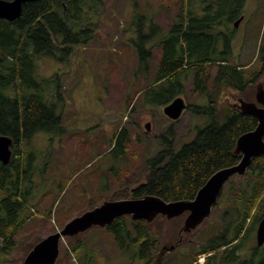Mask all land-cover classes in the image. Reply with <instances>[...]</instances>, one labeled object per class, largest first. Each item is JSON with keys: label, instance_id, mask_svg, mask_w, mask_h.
<instances>
[{"label": "trees", "instance_id": "1", "mask_svg": "<svg viewBox=\"0 0 264 264\" xmlns=\"http://www.w3.org/2000/svg\"><path fill=\"white\" fill-rule=\"evenodd\" d=\"M100 4V0H33L22 5L18 18L0 19V134L13 140L10 160L6 164L0 161V253L7 254L16 247L17 234L31 219L38 202L32 177L40 170L37 152L24 143L37 131H65L55 105L49 102L56 83L52 85L51 78L38 77L37 58L54 55L57 50L69 53L72 46L88 43L97 33L98 22H93L92 17L99 14ZM243 4L244 0H184L168 29L160 26L163 36L152 44L161 51L156 72L137 95L144 96V103L164 106L182 96L185 82L192 76L193 90L206 96L208 103L199 105L182 97L187 109L208 115L210 122L176 153L172 140L164 138L163 148L145 161L146 181L123 192V198L154 194L165 201L192 199L211 174L239 161L241 155L234 153L236 139L252 130L257 120L232 103L220 111L219 91L230 87L245 100H254L255 84L264 71V44L254 61L259 68H254L255 64L230 61L233 31L225 29L231 24L234 27ZM89 8H93L94 15ZM148 22L160 30L153 18ZM137 32H144L142 26L137 27ZM150 55L149 50L147 58L139 54V62H143L145 68ZM211 64L217 66L212 76L214 90L209 91ZM145 68L143 71L147 70ZM128 140L129 133L122 126L112 138L110 153L114 159L125 156ZM221 197L228 203L220 215L218 227L221 230L194 249L189 264L201 253H211L204 263L211 264L219 252L223 263H243L239 250L252 237L264 211V153L251 159L244 174H234L225 182ZM217 202L213 208L218 207ZM185 214L173 219L157 216L150 223L143 218L134 220L123 215L104 228L120 246L132 244L138 248L139 264H161L160 258L154 255L160 239L166 244L174 243L175 248L190 242L187 240L189 232L182 236L183 231H180ZM73 237L66 236L69 241ZM41 238L23 243L21 262ZM84 247L85 242L78 240L73 250ZM262 255L258 264H264V252ZM59 261L58 256L56 264Z\"/></svg>", "mask_w": 264, "mask_h": 264}, {"label": "rangeland", "instance_id": "2", "mask_svg": "<svg viewBox=\"0 0 264 264\" xmlns=\"http://www.w3.org/2000/svg\"><path fill=\"white\" fill-rule=\"evenodd\" d=\"M183 1L100 0L98 15L89 8L98 25L88 43L72 46L69 53L57 50L54 55L37 58L38 77L51 78L52 85L56 83L49 102L55 105L65 131H37L24 143L37 152L40 170L32 177L38 202L31 219L17 234L16 247L7 254L0 253V264H20L24 242L61 229L72 217L104 200L123 198V192L146 181L145 161L163 148L164 138L172 140L176 153L210 122L208 115L187 108L178 119H170L163 113V105L144 103V96L137 95L153 78L160 59V47L152 44L163 36L162 28L168 29L172 24ZM240 17L237 26L231 24L225 29L233 31L230 61L259 68L254 61L264 44V0H244ZM149 18L160 30L149 24ZM138 26H142L143 33L137 32ZM148 31L150 34H146ZM148 50L151 57L143 71L139 54L147 58ZM208 68L211 73L207 87L212 91L216 64ZM261 75L259 82L264 84V71ZM182 96L199 105L208 103L206 96L193 90L192 76L185 82ZM240 97L236 90L223 87L218 95L219 110L228 103H237ZM122 126L129 133L126 153L114 159L110 153L112 138ZM217 201L218 207L213 206L204 222L187 235L189 243L175 248L174 243L159 240L154 255L161 264H189L194 249L219 233L220 215L228 203L225 197H218ZM78 240H83L85 247L74 251ZM254 243L255 239L249 238L241 251ZM171 245L174 247L169 248ZM239 255L242 264H249L250 260ZM59 259V264L140 263L136 246H120L110 231L97 225L70 241L63 237ZM256 261L251 260V264H258ZM211 264L226 263L221 256Z\"/></svg>", "mask_w": 264, "mask_h": 264}, {"label": "water", "instance_id": "3", "mask_svg": "<svg viewBox=\"0 0 264 264\" xmlns=\"http://www.w3.org/2000/svg\"><path fill=\"white\" fill-rule=\"evenodd\" d=\"M28 1L33 0H0V19L18 18L22 5ZM63 15H65V5ZM240 19L241 17L235 20L234 26L238 25ZM232 104L241 112L253 115L257 120L256 126L236 139L234 153L241 155L239 161L211 174L198 189L194 198L165 201L157 195L146 194L142 197L104 200L72 217L61 229L38 240L27 252L21 264H56L60 252V241L63 237L78 235L94 225L104 227L123 215H129L134 220L143 218L150 223L157 216L173 219L186 213L180 231L190 232L201 225L211 213L225 182L234 174H244L251 159L264 153V84L256 82L254 100H245L240 97L237 103ZM186 108L184 98L177 96L163 106V113L170 119H178ZM145 127L149 129V122L145 124ZM12 141V137L0 134V161L4 164L10 160ZM256 239L258 245L264 242V215L259 221ZM173 247L174 245H171L169 248ZM165 248L166 246H163V249Z\"/></svg>", "mask_w": 264, "mask_h": 264}, {"label": "flooded vegetation", "instance_id": "4", "mask_svg": "<svg viewBox=\"0 0 264 264\" xmlns=\"http://www.w3.org/2000/svg\"><path fill=\"white\" fill-rule=\"evenodd\" d=\"M216 66H217V64H216ZM263 215H264V211L262 212L261 216L259 217L258 222H257V224L255 226L254 231L251 233V236L253 237V239H255V243L252 245V247H250L249 249H247L245 252H243V251L240 250V253H239V254H241L244 257V259H248L250 261L253 260V259H256L257 260L256 261L257 263L260 262L261 257L263 256L262 253L264 252V242L261 245H258L257 244V239H256L257 227H258L259 221L261 220V218L263 217ZM220 253L221 252H219V255L217 256V258L221 256ZM212 263H213V260H212Z\"/></svg>", "mask_w": 264, "mask_h": 264}, {"label": "built area", "instance_id": "5", "mask_svg": "<svg viewBox=\"0 0 264 264\" xmlns=\"http://www.w3.org/2000/svg\"><path fill=\"white\" fill-rule=\"evenodd\" d=\"M205 257H206V254H203V255L199 256L198 259H197V262L199 264H202L204 262V260H205Z\"/></svg>", "mask_w": 264, "mask_h": 264}, {"label": "bare ground", "instance_id": "6", "mask_svg": "<svg viewBox=\"0 0 264 264\" xmlns=\"http://www.w3.org/2000/svg\"><path fill=\"white\" fill-rule=\"evenodd\" d=\"M213 49V48H212ZM117 146V145H116ZM122 149H123V147H122ZM244 231V230H243ZM36 239V238H35Z\"/></svg>", "mask_w": 264, "mask_h": 264}]
</instances>
